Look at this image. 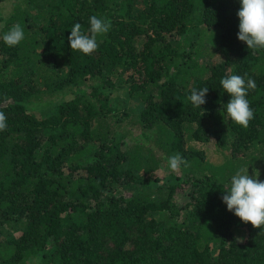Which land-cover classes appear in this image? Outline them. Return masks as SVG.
Listing matches in <instances>:
<instances>
[{
  "label": "trees",
  "instance_id": "trees-1",
  "mask_svg": "<svg viewBox=\"0 0 264 264\" xmlns=\"http://www.w3.org/2000/svg\"><path fill=\"white\" fill-rule=\"evenodd\" d=\"M10 1L0 14V264H264V228L222 200L241 168L264 181V49L238 39L240 0ZM92 15L110 30L91 55L71 50L72 26L87 32ZM17 23L25 38L9 47L2 36ZM245 73L256 82L247 128L227 116L220 84ZM203 87L194 107L191 90ZM46 102L55 114L30 111ZM133 128L153 133L155 149L128 145ZM211 140L229 152L217 165L190 144ZM177 153L181 178L160 180Z\"/></svg>",
  "mask_w": 264,
  "mask_h": 264
},
{
  "label": "clouds",
  "instance_id": "clouds-1",
  "mask_svg": "<svg viewBox=\"0 0 264 264\" xmlns=\"http://www.w3.org/2000/svg\"><path fill=\"white\" fill-rule=\"evenodd\" d=\"M238 39L245 42L248 49L256 51L264 49V0H240ZM90 27L82 31L80 23H75L68 36L71 50L91 55L99 47L97 38L106 34L111 28V21L106 17L92 15L89 18ZM25 38L24 29L17 23L3 34V42L14 47ZM230 74L220 80L223 90L231 99L226 104L227 116L237 125L247 128L254 118V111L247 99L248 91L255 90L256 82L252 78ZM208 87L199 90L193 88L188 97L194 107L201 108L206 103ZM7 129V117L0 111V132ZM187 161L177 153L167 159L168 168L176 172L181 165L187 166ZM223 202L230 212L244 223H251L254 228H264V181L259 174L249 175L248 168H241L230 178V186L222 196ZM242 242V241H241Z\"/></svg>",
  "mask_w": 264,
  "mask_h": 264
},
{
  "label": "rangeland",
  "instance_id": "rangeland-1",
  "mask_svg": "<svg viewBox=\"0 0 264 264\" xmlns=\"http://www.w3.org/2000/svg\"><path fill=\"white\" fill-rule=\"evenodd\" d=\"M11 3L12 2L10 0H5V1L0 3V14H3V16H2L3 18L9 17L10 11H11ZM2 25L3 24L0 23V27ZM215 59H217V58H215ZM118 94L119 93L117 92V96H118ZM60 96L61 95H59V97ZM120 96L121 97H118V98H119V101L121 103L123 96L122 95H120ZM63 97H64V95L61 96V99L57 98L56 102H58V103L62 102V100L64 99ZM109 103H110V105L112 104L111 99H109ZM127 103H128V107H135V102L134 101L129 100V101H127ZM53 104H54L53 102H51L50 104H49V102H46V104L41 105L39 107H32L30 109V111H32V113H35V115L38 116V117H45L46 118V117H48V116H50L52 114H55V112H56L55 109L51 108V106ZM133 109H136V108H133ZM133 113L136 114L137 112L133 111ZM133 129L136 130L135 131V136H132V139L127 142L128 145H130L131 143H136L137 142V143H141L144 146H149L152 149H155V146H154V144L152 142L153 137H154L153 133L151 134V139L146 141V137L145 136L143 137V135L141 133L137 132L138 129H135V128H133ZM190 144L192 146H194L197 150H201L204 153L206 161H209L210 163L215 164V165L222 163L223 155H228L229 154V152H227V151L226 152H222L221 150L217 149L215 144H214V141H212V140L207 142V143H202V142L200 143V142H196L195 141V142H191ZM158 157L162 158L164 156H162L161 153H158ZM160 166H161V171H160V173L158 175V178L160 180H165V177H168V176H171V177H174V178H181V176L183 174V172L180 169L178 171H176V172H172L168 168L167 161L164 162V164L161 163ZM180 198L181 197L178 196L177 200H180ZM236 237H237V241L239 243H242L245 240V234L244 235L241 234L240 236H236ZM34 264H40V263L38 261H35Z\"/></svg>",
  "mask_w": 264,
  "mask_h": 264
}]
</instances>
